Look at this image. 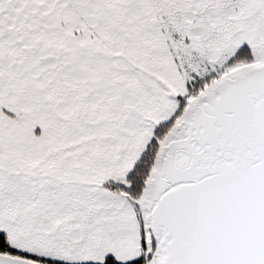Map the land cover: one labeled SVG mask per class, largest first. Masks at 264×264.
<instances>
[{
    "label": "snow or ice",
    "instance_id": "6c2138e0",
    "mask_svg": "<svg viewBox=\"0 0 264 264\" xmlns=\"http://www.w3.org/2000/svg\"><path fill=\"white\" fill-rule=\"evenodd\" d=\"M0 264H264V0H0Z\"/></svg>",
    "mask_w": 264,
    "mask_h": 264
}]
</instances>
